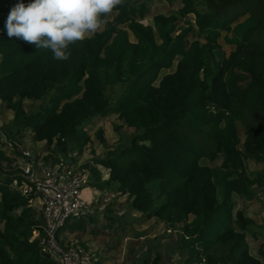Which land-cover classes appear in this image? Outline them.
I'll return each mask as SVG.
<instances>
[{
  "label": "trees",
  "instance_id": "16d2710c",
  "mask_svg": "<svg viewBox=\"0 0 264 264\" xmlns=\"http://www.w3.org/2000/svg\"><path fill=\"white\" fill-rule=\"evenodd\" d=\"M163 1L180 7L144 26L149 5L122 0L66 61L8 37L0 18V103L12 112L5 136L17 142L30 132L57 163L83 154L93 120L115 115L133 133L83 165L89 184L126 196L144 222L180 226L185 264H264V249L253 255L247 244L254 222L233 201L264 189V0ZM220 41L233 48L226 57ZM26 101L40 105L26 110ZM249 161L263 169L248 171ZM10 164L0 149V264H56L33 239L43 235L41 213L12 185L19 172Z\"/></svg>",
  "mask_w": 264,
  "mask_h": 264
},
{
  "label": "rangeland",
  "instance_id": "374dc122",
  "mask_svg": "<svg viewBox=\"0 0 264 264\" xmlns=\"http://www.w3.org/2000/svg\"><path fill=\"white\" fill-rule=\"evenodd\" d=\"M131 1L136 5L140 3L149 5L150 16L140 22L144 26L151 25V17L155 13L167 14L169 10L180 7L178 2L169 4L163 0ZM18 2L19 0H0V18L7 17L10 10ZM244 7V5H241L234 15H238ZM5 10H7L6 13ZM188 19L192 21L193 17L189 16ZM183 23V21H179L178 26L182 27ZM104 26L105 23L103 22L97 32L103 30ZM129 35L133 39L132 35ZM232 50V47L220 41V54L222 56H228ZM171 71L172 69L169 72ZM163 74L165 72H162ZM121 91L122 87L117 86L109 89L107 95L114 98ZM39 105L38 102L26 101L25 109L28 110L31 106ZM11 119L12 112L5 109L0 103V130L4 135L11 128ZM86 131L89 135V142L83 149V154L78 156L71 153L67 157H63L62 161L80 168H83L85 164L90 167L93 165V160L105 157L116 145L125 143L133 133L115 115L96 118L86 127ZM97 132L101 133L103 142H100L97 138ZM239 136L243 140L242 132ZM17 142L20 149L30 152L35 161L44 165L55 163L56 155L51 153V150H47L44 143L33 142L30 132H23ZM0 149L3 150L6 158L11 162V168L20 173L24 161L20 153L16 152L17 148H4V144L0 141ZM7 164V162H4L2 167L8 168ZM209 165L216 168L220 165V160ZM246 167L248 171L263 169L261 165L252 161L247 162ZM101 176L103 180L107 178V172L103 169H101ZM93 192L96 193L95 200L93 197L95 193ZM81 197L92 203V214L82 219H70L65 223L64 228L58 235L59 242L63 247L78 246L82 248L92 259L93 264H152L154 259L158 260L157 264H185L179 245L180 226L172 229L156 220L144 222L137 213L130 215L127 197L117 194L113 188L101 191L95 190L89 184L81 188ZM233 201L235 211H243L245 216L254 222L252 230L256 238L248 235L247 244L251 254L256 255L259 249H264V206L260 201V193L258 191L257 196L250 201L240 199L237 196L233 197ZM30 208L40 212V206L36 199L31 201ZM191 219L190 217L189 221ZM76 223L83 224L84 232H78L72 228Z\"/></svg>",
  "mask_w": 264,
  "mask_h": 264
},
{
  "label": "built area",
  "instance_id": "2783aa9c",
  "mask_svg": "<svg viewBox=\"0 0 264 264\" xmlns=\"http://www.w3.org/2000/svg\"><path fill=\"white\" fill-rule=\"evenodd\" d=\"M0 141L4 148H17L24 161L19 179L12 185L18 186L23 196H31L38 201L43 235L40 237L34 233L33 239L39 241L40 253L56 264H93L82 248L63 247L58 237L68 220L92 214V203L81 197V188L89 185L92 179L89 169L62 160L48 165L39 163L30 152L21 150L17 142L8 140L1 130ZM260 201L264 206V189L260 192Z\"/></svg>",
  "mask_w": 264,
  "mask_h": 264
},
{
  "label": "clouds",
  "instance_id": "9594fccd",
  "mask_svg": "<svg viewBox=\"0 0 264 264\" xmlns=\"http://www.w3.org/2000/svg\"><path fill=\"white\" fill-rule=\"evenodd\" d=\"M122 0H23L10 10L5 31L37 50L50 51L57 61L69 59L68 49L95 34Z\"/></svg>",
  "mask_w": 264,
  "mask_h": 264
},
{
  "label": "crops",
  "instance_id": "0c3cea01",
  "mask_svg": "<svg viewBox=\"0 0 264 264\" xmlns=\"http://www.w3.org/2000/svg\"><path fill=\"white\" fill-rule=\"evenodd\" d=\"M93 193H95V192H93Z\"/></svg>",
  "mask_w": 264,
  "mask_h": 264
}]
</instances>
